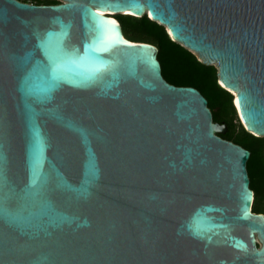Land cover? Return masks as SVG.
<instances>
[{"label": "water", "instance_id": "obj_1", "mask_svg": "<svg viewBox=\"0 0 264 264\" xmlns=\"http://www.w3.org/2000/svg\"><path fill=\"white\" fill-rule=\"evenodd\" d=\"M113 13L215 65L264 137V0H0V264H264L251 151Z\"/></svg>", "mask_w": 264, "mask_h": 264}, {"label": "trees", "instance_id": "obj_2", "mask_svg": "<svg viewBox=\"0 0 264 264\" xmlns=\"http://www.w3.org/2000/svg\"><path fill=\"white\" fill-rule=\"evenodd\" d=\"M56 4L60 0H36ZM125 35L132 41H144L159 48L163 76L175 85L194 86L208 99L215 122L226 123L228 130L221 134L225 139L238 143L251 151L247 162L250 187L254 191L253 211L264 213V137L246 130L241 123L234 96L218 82V69L204 63L191 50L173 40L166 27L150 18L131 14H117Z\"/></svg>", "mask_w": 264, "mask_h": 264}, {"label": "flooded vegetation", "instance_id": "obj_3", "mask_svg": "<svg viewBox=\"0 0 264 264\" xmlns=\"http://www.w3.org/2000/svg\"><path fill=\"white\" fill-rule=\"evenodd\" d=\"M20 1L29 2V3H35V4H45V3H39L36 0H20Z\"/></svg>", "mask_w": 264, "mask_h": 264}, {"label": "rangeland", "instance_id": "obj_4", "mask_svg": "<svg viewBox=\"0 0 264 264\" xmlns=\"http://www.w3.org/2000/svg\"><path fill=\"white\" fill-rule=\"evenodd\" d=\"M60 2H61V0H60ZM117 14H118V13H113L112 15L116 17V16H117Z\"/></svg>", "mask_w": 264, "mask_h": 264}, {"label": "bare ground", "instance_id": "obj_5", "mask_svg": "<svg viewBox=\"0 0 264 264\" xmlns=\"http://www.w3.org/2000/svg\"><path fill=\"white\" fill-rule=\"evenodd\" d=\"M127 12H128V11H127ZM103 14H108V12H107V13H106V12H103ZM111 15H112V14H111ZM111 17H115V16L112 15Z\"/></svg>", "mask_w": 264, "mask_h": 264}]
</instances>
